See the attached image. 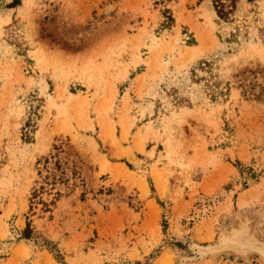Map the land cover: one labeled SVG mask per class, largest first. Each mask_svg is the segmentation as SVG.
<instances>
[{"label": "rangeland", "instance_id": "1", "mask_svg": "<svg viewBox=\"0 0 264 264\" xmlns=\"http://www.w3.org/2000/svg\"><path fill=\"white\" fill-rule=\"evenodd\" d=\"M236 1L0 0V264H63L43 239L65 264H264V0ZM47 157L61 195L32 212Z\"/></svg>", "mask_w": 264, "mask_h": 264}, {"label": "trees", "instance_id": "2", "mask_svg": "<svg viewBox=\"0 0 264 264\" xmlns=\"http://www.w3.org/2000/svg\"><path fill=\"white\" fill-rule=\"evenodd\" d=\"M214 1V6L216 8L217 14L221 19H229L230 15L233 13V10L236 8V0H213ZM252 1V0H251ZM229 2V3H228ZM21 4V0H12L10 3L11 7H16ZM40 162V161H39ZM50 159L44 158V168L47 171V174L44 177V184L42 183L39 188H34L32 193H31V198H30V210L33 212L34 209L37 207V205L41 204V210L44 212L51 211V205H54L55 200L57 199L56 197L61 195L60 191H56L53 193V198L50 201H46L43 199V194L48 191V188L46 184L49 183V178L54 177L55 173L50 170L49 167ZM57 164V162L55 163ZM53 185L54 183L51 182ZM51 190V189H50ZM21 236L27 239H30L34 236V230L32 227V223L30 220H28L26 227L24 230L21 232ZM43 244L50 246V250L54 251L55 250V257L65 264L63 261V256L61 255L60 251L56 248L54 244H51L50 241L43 239ZM179 247H183L181 243H177Z\"/></svg>", "mask_w": 264, "mask_h": 264}, {"label": "water", "instance_id": "3", "mask_svg": "<svg viewBox=\"0 0 264 264\" xmlns=\"http://www.w3.org/2000/svg\"><path fill=\"white\" fill-rule=\"evenodd\" d=\"M251 245V244H250ZM253 248L258 249L259 251H261L262 253H264V242H255L252 245Z\"/></svg>", "mask_w": 264, "mask_h": 264}, {"label": "bare ground", "instance_id": "4", "mask_svg": "<svg viewBox=\"0 0 264 264\" xmlns=\"http://www.w3.org/2000/svg\"><path fill=\"white\" fill-rule=\"evenodd\" d=\"M168 259V258H167Z\"/></svg>", "mask_w": 264, "mask_h": 264}]
</instances>
